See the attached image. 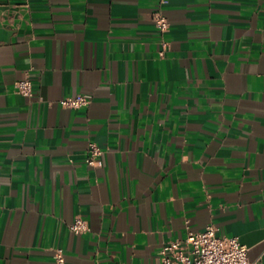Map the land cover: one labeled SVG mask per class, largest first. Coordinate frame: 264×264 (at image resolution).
<instances>
[{
	"label": "crops",
	"instance_id": "0c3cea01",
	"mask_svg": "<svg viewBox=\"0 0 264 264\" xmlns=\"http://www.w3.org/2000/svg\"><path fill=\"white\" fill-rule=\"evenodd\" d=\"M210 224L264 264V0H0V264H163Z\"/></svg>",
	"mask_w": 264,
	"mask_h": 264
},
{
	"label": "built area",
	"instance_id": "2783aa9c",
	"mask_svg": "<svg viewBox=\"0 0 264 264\" xmlns=\"http://www.w3.org/2000/svg\"><path fill=\"white\" fill-rule=\"evenodd\" d=\"M154 23L160 32L169 29L168 18L157 12ZM17 92L33 95L32 78L28 75L15 82ZM92 95L79 93L64 97L59 104L65 108H78L91 102ZM102 153L96 142H90L87 162L95 164L96 158ZM70 229L75 233H83L89 229L88 221L82 216H77L70 224ZM214 224L208 225L204 230H188L185 238L172 240L161 249L163 264H260V260L249 259V247L241 243L237 236H227L217 233ZM53 264H66V255L62 248L54 250Z\"/></svg>",
	"mask_w": 264,
	"mask_h": 264
}]
</instances>
